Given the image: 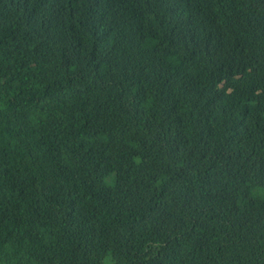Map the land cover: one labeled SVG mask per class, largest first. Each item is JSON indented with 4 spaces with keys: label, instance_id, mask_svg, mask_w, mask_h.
Here are the masks:
<instances>
[{
    "label": "trees",
    "instance_id": "1",
    "mask_svg": "<svg viewBox=\"0 0 264 264\" xmlns=\"http://www.w3.org/2000/svg\"><path fill=\"white\" fill-rule=\"evenodd\" d=\"M0 264H264V0H0Z\"/></svg>",
    "mask_w": 264,
    "mask_h": 264
}]
</instances>
